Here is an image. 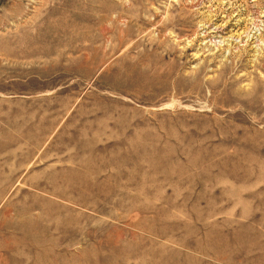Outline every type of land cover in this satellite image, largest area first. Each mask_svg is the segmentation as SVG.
<instances>
[{"label": "rangeland", "instance_id": "1", "mask_svg": "<svg viewBox=\"0 0 264 264\" xmlns=\"http://www.w3.org/2000/svg\"><path fill=\"white\" fill-rule=\"evenodd\" d=\"M0 264H264V0H0Z\"/></svg>", "mask_w": 264, "mask_h": 264}]
</instances>
